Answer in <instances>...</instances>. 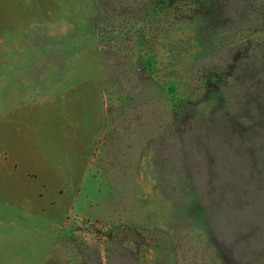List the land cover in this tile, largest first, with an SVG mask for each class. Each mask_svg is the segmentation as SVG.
<instances>
[{
    "label": "rangeland",
    "instance_id": "obj_1",
    "mask_svg": "<svg viewBox=\"0 0 264 264\" xmlns=\"http://www.w3.org/2000/svg\"><path fill=\"white\" fill-rule=\"evenodd\" d=\"M0 264H264V0H0Z\"/></svg>",
    "mask_w": 264,
    "mask_h": 264
}]
</instances>
